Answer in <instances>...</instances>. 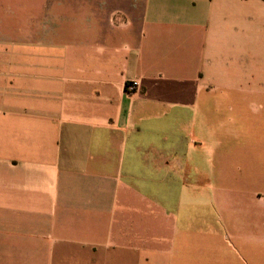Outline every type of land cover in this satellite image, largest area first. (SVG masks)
Listing matches in <instances>:
<instances>
[{"label": "crops", "instance_id": "0c3cea01", "mask_svg": "<svg viewBox=\"0 0 264 264\" xmlns=\"http://www.w3.org/2000/svg\"><path fill=\"white\" fill-rule=\"evenodd\" d=\"M0 264H264V1L0 0Z\"/></svg>", "mask_w": 264, "mask_h": 264}, {"label": "built area", "instance_id": "2783aa9c", "mask_svg": "<svg viewBox=\"0 0 264 264\" xmlns=\"http://www.w3.org/2000/svg\"><path fill=\"white\" fill-rule=\"evenodd\" d=\"M136 87H137V82L136 81H131V82H128L127 84H125V90L127 92L134 91Z\"/></svg>", "mask_w": 264, "mask_h": 264}, {"label": "trees", "instance_id": "16d2710c", "mask_svg": "<svg viewBox=\"0 0 264 264\" xmlns=\"http://www.w3.org/2000/svg\"><path fill=\"white\" fill-rule=\"evenodd\" d=\"M264 1V0H263Z\"/></svg>", "mask_w": 264, "mask_h": 264}]
</instances>
